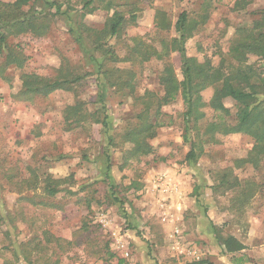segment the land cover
<instances>
[{"label": "rangeland", "instance_id": "obj_1", "mask_svg": "<svg viewBox=\"0 0 264 264\" xmlns=\"http://www.w3.org/2000/svg\"><path fill=\"white\" fill-rule=\"evenodd\" d=\"M237 1L96 0L90 13L83 9L85 0H30L23 7L24 13L48 15L41 20L48 29L40 36H8V46L25 60L22 68L5 67L6 51L0 55V164L13 175H0V213L5 219L0 225V264H264V161L258 169L235 163L248 155L251 138L217 134L202 152L196 150L194 162L186 160L185 108L178 98L162 108V125L148 142L152 153L130 155L132 145L122 142V136L140 110L135 97L145 91L163 95L159 78L166 64L182 80L180 56L170 52L163 60L153 57L142 65L110 64L135 75L136 92L130 97L116 87H100L98 69L88 56L89 41H76L78 33L70 31L79 22L102 29L112 15L104 8L112 3L128 20L120 39L110 41L120 58L127 57L131 39L164 54L163 42L177 36L175 23L185 12L197 22L185 44L186 55L216 67L227 59L237 29L250 26L255 18L251 13L264 10V0H245L239 10L234 9ZM52 3L64 16H54L57 7ZM158 13L165 14L168 30L156 28ZM247 64L264 77L263 60L250 56ZM62 65L85 74L71 91L31 101L20 97L22 73L52 78ZM99 94L109 132L93 120L68 129L65 109L82 102L94 115L101 106ZM201 94L208 102L213 88ZM224 105L234 115V103L226 99ZM203 111L205 127L216 114L209 108ZM97 118L103 116L95 113ZM108 135L116 145H108ZM31 172L34 184L24 185ZM51 181L56 182L54 194L47 190ZM43 230L60 242L41 251L26 246Z\"/></svg>", "mask_w": 264, "mask_h": 264}, {"label": "trees", "instance_id": "obj_2", "mask_svg": "<svg viewBox=\"0 0 264 264\" xmlns=\"http://www.w3.org/2000/svg\"><path fill=\"white\" fill-rule=\"evenodd\" d=\"M95 1L85 0L83 9H88V13L92 12L94 8L91 6ZM29 2L30 0H15L11 4L0 2V55L4 50L6 51L4 55L5 67L16 65L18 68H22L25 61L20 59L18 54L16 55L8 46V36L23 33L40 36L44 34L45 29H48V26H43V22H41L42 17L48 15L37 16L23 12V7L27 6ZM241 3L247 4L245 0H238L234 9H241L239 7ZM49 6H56V4L52 3ZM56 7L54 16H64L65 12L61 13L60 6ZM104 9L111 10L112 15L102 29L86 27L82 22L77 24V29H70L71 33H78L76 41L81 42L86 39L89 41L88 52L90 54L88 53V56L98 69V76L101 77L100 87L104 84L107 85L105 87H116L118 91H123L126 95L134 97L136 92L135 75L130 69L113 68L110 64L127 61L133 65H142L153 57L163 60L168 57L170 52L178 53L181 60L182 80H178L171 65H164L159 78V85L163 91L161 97L146 91L143 95L135 97L136 102H139L140 110L133 117L134 123L126 126L122 136V142L132 145L129 154L140 157L152 153L148 142L156 136L157 129L162 125L160 120L164 116L162 108L180 98L185 108L183 140L189 147L186 160L194 162L196 150L202 152V146L214 142L217 134L225 136L238 133L251 138L252 148L246 158L235 163L240 167L250 165L252 168L258 169L264 161V77L254 66L248 65L247 61L250 56H256L264 61V10L251 13L255 17L251 25L237 29L227 59L222 58L220 64L214 67L209 60L200 63L195 58L186 55L185 44L195 31L197 22L189 20L185 12L178 16L175 23L177 36L169 43L163 42L164 54H159L152 45H146L139 39H131L129 40L130 44H126L127 57L120 58L110 41L120 39L128 20L123 12L117 11L112 6V3H108ZM156 28L162 31L169 29V22H167L164 13H158ZM84 76L85 74H80L65 65H62L56 76L52 78L34 73H22L19 95L22 99L31 101L35 97H47L55 91H71L72 87L80 83ZM209 87L213 88V94L210 100L205 102L201 93ZM98 99L101 106L95 113L96 115L100 114L103 118L101 120L94 119L95 113L93 115L87 112L83 107L84 104L77 102L67 107L63 113L64 124L70 127L68 129L84 126L93 120L95 124H100L106 133L109 132L103 95L99 94ZM226 99H230L234 103V115L225 107ZM205 108H209L216 115L215 121L208 122L204 127L201 121L206 116L203 111ZM107 139L108 145H116L113 136L108 135ZM0 175L13 176L12 170H7L1 164ZM34 180H36V176L31 172L30 177L23 180L22 183L30 186L34 184ZM55 184V181L49 182L47 186L49 194L54 192ZM20 199L31 201L25 197ZM22 221L29 223L30 226L33 224L26 217H22ZM3 222L5 219L0 213V225ZM6 236L8 237L9 234ZM53 242L58 244L60 239L43 230L41 236L34 233L33 238L26 246L32 245V248L41 251ZM31 263L28 261V264ZM236 263L240 264V260H237Z\"/></svg>", "mask_w": 264, "mask_h": 264}, {"label": "built area", "instance_id": "obj_3", "mask_svg": "<svg viewBox=\"0 0 264 264\" xmlns=\"http://www.w3.org/2000/svg\"><path fill=\"white\" fill-rule=\"evenodd\" d=\"M119 243H120V242H119ZM122 247H123V245L120 243V248H122ZM128 255H129L128 252L125 251V252L123 253V258L126 259V258L128 257Z\"/></svg>", "mask_w": 264, "mask_h": 264}]
</instances>
